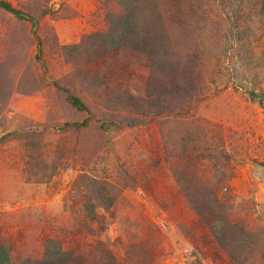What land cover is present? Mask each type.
Masks as SVG:
<instances>
[{"label": "rangeland", "instance_id": "obj_1", "mask_svg": "<svg viewBox=\"0 0 264 264\" xmlns=\"http://www.w3.org/2000/svg\"><path fill=\"white\" fill-rule=\"evenodd\" d=\"M0 1L11 264H264V0Z\"/></svg>", "mask_w": 264, "mask_h": 264}, {"label": "trees", "instance_id": "obj_2", "mask_svg": "<svg viewBox=\"0 0 264 264\" xmlns=\"http://www.w3.org/2000/svg\"><path fill=\"white\" fill-rule=\"evenodd\" d=\"M0 6L19 18H24L25 16L19 10L12 8L10 4L5 1H0ZM68 100L69 103L78 110H84L86 108L82 100L76 95L68 94ZM84 124L85 122H83V125ZM93 219L94 218H92V220ZM45 257L53 260L57 264H60L67 260H70L71 252H64L61 247H58L56 244L50 242L46 246ZM0 264H11L8 256L5 255L2 251L0 252Z\"/></svg>", "mask_w": 264, "mask_h": 264}]
</instances>
